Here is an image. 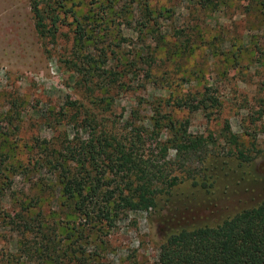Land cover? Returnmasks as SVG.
<instances>
[{
    "label": "rangeland",
    "instance_id": "obj_1",
    "mask_svg": "<svg viewBox=\"0 0 264 264\" xmlns=\"http://www.w3.org/2000/svg\"><path fill=\"white\" fill-rule=\"evenodd\" d=\"M39 1L59 14L53 35L31 0H0V264H158L170 233L264 199V0ZM101 130L138 133L163 175L154 207L111 225L85 222L58 180L56 154ZM177 130L207 146L177 154ZM25 218L41 233L10 223Z\"/></svg>",
    "mask_w": 264,
    "mask_h": 264
},
{
    "label": "trees",
    "instance_id": "obj_2",
    "mask_svg": "<svg viewBox=\"0 0 264 264\" xmlns=\"http://www.w3.org/2000/svg\"><path fill=\"white\" fill-rule=\"evenodd\" d=\"M39 3V0H31L37 31L41 35L46 31L53 35L59 14L46 15ZM47 18L51 27L46 30ZM75 33L82 41L85 31L80 23ZM183 104L192 109L201 106L200 103ZM179 133V130L173 133L170 140L177 154L197 153L207 146L202 136ZM139 138L137 133L121 140L110 131L101 130L94 140L82 145L84 152L68 147L69 153H55L62 163L58 173L60 195L85 222L111 225L114 214L122 208L146 211L155 206L156 196L162 192L163 175L155 173L150 168L154 167L153 163L148 164L149 161L133 148ZM1 148L0 144V172L5 168L2 160L8 156ZM239 154L245 158L241 150ZM108 172L113 173L111 179L106 176ZM115 179H120L123 185L111 187ZM176 180L174 177L170 186L176 184ZM10 223L22 227L23 232L41 233L43 228L38 218H25L20 223L10 219ZM158 264H264V199L216 225L182 228L170 233L159 246Z\"/></svg>",
    "mask_w": 264,
    "mask_h": 264
}]
</instances>
